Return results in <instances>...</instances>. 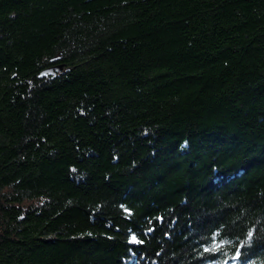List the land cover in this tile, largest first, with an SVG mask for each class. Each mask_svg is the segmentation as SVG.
Here are the masks:
<instances>
[{
    "label": "trees",
    "instance_id": "1",
    "mask_svg": "<svg viewBox=\"0 0 264 264\" xmlns=\"http://www.w3.org/2000/svg\"><path fill=\"white\" fill-rule=\"evenodd\" d=\"M0 264H264V0H0Z\"/></svg>",
    "mask_w": 264,
    "mask_h": 264
},
{
    "label": "snow or ice",
    "instance_id": "2",
    "mask_svg": "<svg viewBox=\"0 0 264 264\" xmlns=\"http://www.w3.org/2000/svg\"><path fill=\"white\" fill-rule=\"evenodd\" d=\"M133 240H135V237H133Z\"/></svg>",
    "mask_w": 264,
    "mask_h": 264
},
{
    "label": "water",
    "instance_id": "3",
    "mask_svg": "<svg viewBox=\"0 0 264 264\" xmlns=\"http://www.w3.org/2000/svg\"><path fill=\"white\" fill-rule=\"evenodd\" d=\"M49 72H50V70H49Z\"/></svg>",
    "mask_w": 264,
    "mask_h": 264
}]
</instances>
